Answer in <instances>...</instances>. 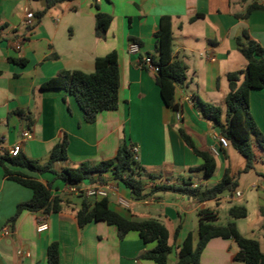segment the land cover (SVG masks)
<instances>
[{"label":"crops","instance_id":"0c3cea01","mask_svg":"<svg viewBox=\"0 0 264 264\" xmlns=\"http://www.w3.org/2000/svg\"><path fill=\"white\" fill-rule=\"evenodd\" d=\"M252 4L264 7V0H75L48 8L37 19L36 14L47 6L46 0H0V137L9 147L21 142L22 132L28 131L21 153L44 165L53 146L66 135L68 160L54 165V171L59 167L56 172L111 160L126 142L138 150L146 190L184 183L203 190L218 184L227 173L236 182V189L203 203L169 192L134 201L128 189L110 180V174L102 178L111 187L107 199L113 212L134 221L154 219L166 227L172 238L168 264L177 263L176 248L189 233L197 240L201 210L213 212L216 223L223 226L229 221L227 212L232 206L245 207L247 217L234 221L236 228L240 235L262 246L264 152L255 148L253 168L244 172L245 159L230 145L219 147L218 131L194 107L198 97L225 110L226 76L246 67L236 48L243 30L251 40L264 45V10L253 11L246 19L237 18ZM97 11L112 18L103 39L94 34ZM26 12L34 14L30 27L25 25ZM197 15L200 17L192 20ZM163 17L170 18L172 24L173 59L186 67V80L176 87L174 95L180 121L163 103L156 74L142 66L146 56L158 57L154 34ZM133 40L139 47L137 53L129 52ZM112 52L118 58L119 104L114 111L98 114L93 124L83 121L75 99L64 91L40 89L61 71L93 73L95 60ZM249 103L264 136V89L251 92ZM180 131L198 152L211 154V149H218L217 156L211 154L216 165L212 176L198 170L203 161L187 146ZM13 170L50 183L52 195L62 196L67 204L61 212L46 216L22 212L10 228L11 234L0 235V264H46V250L53 242L59 245V264H155L138 259L154 245H145L136 233L119 240L116 228L105 223L92 222L79 228L75 217L79 194L70 192L52 173ZM87 187L90 185L83 184L79 189ZM236 192L241 197H235ZM31 197L29 189L7 179L0 168V233L10 227L8 221L16 207ZM249 204L258 214L251 222ZM43 217L48 229L38 233L37 223ZM178 225L180 231L174 240ZM236 252L232 240L212 239L201 254L200 264H242L234 259Z\"/></svg>","mask_w":264,"mask_h":264},{"label":"trees","instance_id":"16d2710c","mask_svg":"<svg viewBox=\"0 0 264 264\" xmlns=\"http://www.w3.org/2000/svg\"><path fill=\"white\" fill-rule=\"evenodd\" d=\"M75 0H46V8L36 14L40 19L46 9L59 4L71 3ZM96 7V6H95ZM97 8V7H96ZM264 10V7L252 4L245 13L237 16L246 19L251 12ZM196 16L192 20L199 18ZM111 16L97 11L95 13V37L103 39L109 29ZM157 59L151 57L152 63L157 66L158 72L155 83L159 88L161 99L167 108L178 111L174 101L175 89L182 86L186 80V67L180 61L173 59V34L172 24L168 17L160 19L157 32L154 34ZM132 43H137L131 41ZM237 51L246 61L242 71L228 73V94L225 99V110L203 102L198 97L194 100V107L203 119L224 137L229 145L245 159L244 172L253 168L255 148L264 152V136L258 130L250 112L249 97L251 92L264 89V45L250 39L246 30L236 39ZM150 57V56H149ZM20 66L24 62H18ZM42 91L60 90L73 97L83 114V121L93 124L97 115L102 112L114 111L119 104V68L116 52L102 58H97L94 71L85 74L80 71H61L56 77L44 82ZM184 142L193 149L192 144L185 134L180 131ZM68 140L63 135L59 142L53 146L49 159L44 165L27 159L22 153L11 158L8 155L0 156V168L3 175L19 185L29 189L32 193L31 200L16 207L14 215L9 219L12 229L22 212L32 214L41 213L49 215L62 211L64 199L62 196H53L51 184H43L37 179L13 169H25L38 175L52 173L55 180H60L65 186L79 189L83 184H105L104 174H110V180L130 191L134 201H144L158 192L195 199L198 203L216 199L223 193L236 189V182L229 178L227 173L222 180L203 190L193 189L189 184L170 185L160 184L146 190L142 181L144 169L140 166L138 158L133 154L131 146L123 142L116 156L108 161L95 165L82 163L77 168H65L60 172L54 171V165L68 160ZM196 156L201 158L203 165L198 170L203 171L206 177L213 175L216 165L211 154L194 150ZM153 179L151 175H148ZM79 194L80 208L75 217L79 228L89 223H105L117 230L119 240H123L129 233H136L145 245H154L147 249L138 259L151 261L155 264H168L169 255L172 253L171 236L166 227L157 220L149 219L134 221L124 218L109 208L107 198L96 200ZM229 221L225 225L217 224V216L209 210L198 212V237L195 241L189 233L182 244L177 246L176 264H200V257L207 243L212 239L232 240L237 248L234 259L242 264H264V224L262 230V246L253 239L240 235L234 221L247 217V210L243 206H232L227 212ZM180 231V225L174 231V240ZM46 264H59V245L51 243L46 250Z\"/></svg>","mask_w":264,"mask_h":264},{"label":"built area","instance_id":"2783aa9c","mask_svg":"<svg viewBox=\"0 0 264 264\" xmlns=\"http://www.w3.org/2000/svg\"><path fill=\"white\" fill-rule=\"evenodd\" d=\"M33 19H34V14L31 12H26V14H25V25L27 27H30ZM138 51H139L138 45L135 43H131L129 46V52L130 53H137ZM142 66L144 68L152 71L155 74L158 72L157 66H155L152 63L151 57H149V56H146L143 59ZM181 117H182L181 113L179 111H176V119L178 121H180ZM28 137H29L28 131L22 132L21 142L13 144L9 147L5 146V139L3 137H0V156L1 155H8L11 158L17 157L21 153L22 144L24 143V141ZM216 139H217L218 145L221 149H227L229 147V143L224 137L219 135ZM132 152L134 155L137 156V154H138L137 148H132ZM211 154L214 156H217L219 154L218 149H215V148L211 149ZM194 188H196V186H194ZM68 190L70 192H75L77 194L82 193L87 198H93L96 200H100V199L108 198L109 192L111 191V187L107 184H95V185H92V186L84 188V189H75V188L69 186ZM235 197H238V198L241 197V193L236 192ZM47 229H48V225H47L45 217L39 219V221L37 223L36 231L38 233H43V232L47 231ZM10 234H11L10 227L4 228L0 233V235L3 237L9 236ZM18 255L22 256L24 254L22 252H18Z\"/></svg>","mask_w":264,"mask_h":264},{"label":"rangeland","instance_id":"374dc122","mask_svg":"<svg viewBox=\"0 0 264 264\" xmlns=\"http://www.w3.org/2000/svg\"><path fill=\"white\" fill-rule=\"evenodd\" d=\"M55 170L56 171H58L59 170V167H55ZM58 183V182H57ZM77 204H80V199H76V201H75ZM80 206V205H79ZM248 220L251 222V221H254L256 218H257V216H258V214L255 212V209L253 208V206L251 205V204H249V206H248ZM260 240V239H259ZM262 242V241H261Z\"/></svg>","mask_w":264,"mask_h":264}]
</instances>
